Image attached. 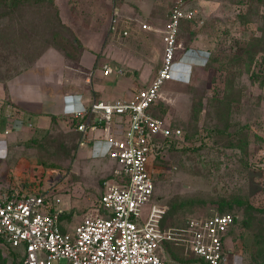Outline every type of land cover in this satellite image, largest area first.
<instances>
[{
    "label": "rangeland",
    "instance_id": "rangeland-1",
    "mask_svg": "<svg viewBox=\"0 0 264 264\" xmlns=\"http://www.w3.org/2000/svg\"><path fill=\"white\" fill-rule=\"evenodd\" d=\"M183 1L195 13L180 23L174 76L150 109L182 133L150 165L153 201L165 207L162 226L178 233L162 250L175 264L197 263L186 222L229 213L235 220L224 238L229 264H264V0ZM175 2L0 0V84L25 78L20 84L61 89L74 105L78 92L102 80L86 81L79 58L87 45L93 53L108 48L122 63L146 52L143 69L125 64L141 87L161 64ZM113 13L117 36L109 44ZM143 24L151 29L140 27L133 39ZM33 121L13 136L0 135V191L42 194L62 210L61 228L71 231L97 204L116 164L78 146L69 116ZM0 264H23L20 252L0 242Z\"/></svg>",
    "mask_w": 264,
    "mask_h": 264
},
{
    "label": "built area",
    "instance_id": "built-area-1",
    "mask_svg": "<svg viewBox=\"0 0 264 264\" xmlns=\"http://www.w3.org/2000/svg\"><path fill=\"white\" fill-rule=\"evenodd\" d=\"M194 13L183 0H176L162 37L161 64L151 81L130 97L83 103L78 96L74 105L63 97L62 116L71 118L79 145L105 140L106 154L116 169L102 182L97 204L71 231L61 228L62 210L50 206L42 194H20L14 188L0 191V242L17 249L23 264H175L162 250L176 233L162 226L165 207L153 201L150 165L166 141L182 133L164 118L153 116L150 109L162 99L164 85L173 78L180 23ZM112 17L111 29L116 13ZM141 27L149 29L147 24ZM111 71L108 65L102 66V75ZM23 126L31 127V120L13 117L7 119L2 133L7 136ZM234 221L233 215L223 213L186 222L191 252L198 258L195 264H229L224 238Z\"/></svg>",
    "mask_w": 264,
    "mask_h": 264
},
{
    "label": "crops",
    "instance_id": "crops-1",
    "mask_svg": "<svg viewBox=\"0 0 264 264\" xmlns=\"http://www.w3.org/2000/svg\"><path fill=\"white\" fill-rule=\"evenodd\" d=\"M108 30L112 35L109 38V44H112L117 36L115 34L117 32L118 20L116 18V23L114 28L111 29V20ZM141 26L134 27V33H137L133 36V39L137 40V35L141 33ZM150 28V27H149ZM151 29V28H150ZM149 29V30H150ZM148 30V29H147ZM123 31V35H127V32ZM121 35L118 34V37ZM117 37V38H118ZM122 37V36H121ZM107 44V45H109ZM88 48V49H86ZM104 47L95 49L96 53H93L91 50V46H85L83 52H81V56L79 58V63L81 64V68L85 71L89 72V77L86 81H91L90 78L95 76H100L101 81L96 80L92 82L91 91L87 90V92H78L81 95V101L83 103H88L90 100H103V101H112L116 98H128L132 95V93L141 87L146 86L150 81L144 78L142 80L143 85L141 87H136L135 80L133 76L127 75V71L131 72L132 70H128L125 64H129V66H133L134 68L143 69L146 63V52H142L140 56H137L135 60L132 62L122 63L120 57H115L114 54L107 48H104V54L106 56V62H102L104 58L100 56L99 50H103ZM103 52V51H102ZM99 54V55H98ZM102 60V61H101ZM103 65H108L111 68V73L108 75H102V67ZM175 70L173 69V76ZM113 76V77H111ZM111 79L109 82L107 80ZM22 81H25V78H17L14 77L8 84H0V135L5 127V123L7 119H11L13 117L20 118H28L31 120L32 125L34 123L33 119L40 117H49V116H62V107H63V95L64 93L61 89H56L51 93H47L40 89L38 86H30L25 85L24 83L20 84ZM171 81V80H170ZM27 83V82H26ZM19 84V85H18ZM164 90V89H163ZM164 93V91H163ZM86 101V102H85ZM20 130H12L7 136L10 137ZM76 133V132H75ZM78 135V133H76ZM3 135V134H2ZM4 136V135H3ZM78 146L80 148L86 147L90 154L96 156H105L106 151L108 149L107 142L103 139H93L89 143L84 145H79V135L77 140Z\"/></svg>",
    "mask_w": 264,
    "mask_h": 264
},
{
    "label": "trees",
    "instance_id": "trees-1",
    "mask_svg": "<svg viewBox=\"0 0 264 264\" xmlns=\"http://www.w3.org/2000/svg\"><path fill=\"white\" fill-rule=\"evenodd\" d=\"M210 55H211V53H210ZM263 64H264V59H263ZM62 216H63V214L60 215V217H62ZM14 250H17V249H14ZM20 256H21V253H20ZM21 261H22V257H21Z\"/></svg>",
    "mask_w": 264,
    "mask_h": 264
}]
</instances>
